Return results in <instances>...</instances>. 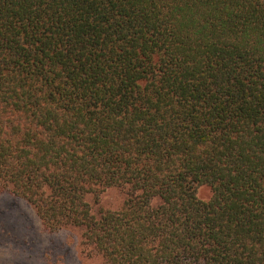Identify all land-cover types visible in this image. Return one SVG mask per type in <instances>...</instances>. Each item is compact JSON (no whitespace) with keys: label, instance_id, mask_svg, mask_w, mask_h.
Wrapping results in <instances>:
<instances>
[{"label":"trees","instance_id":"16d2710c","mask_svg":"<svg viewBox=\"0 0 264 264\" xmlns=\"http://www.w3.org/2000/svg\"><path fill=\"white\" fill-rule=\"evenodd\" d=\"M6 196L100 264H264V0H0Z\"/></svg>","mask_w":264,"mask_h":264},{"label":"rangeland","instance_id":"374dc122","mask_svg":"<svg viewBox=\"0 0 264 264\" xmlns=\"http://www.w3.org/2000/svg\"><path fill=\"white\" fill-rule=\"evenodd\" d=\"M198 195L207 200L210 191L201 188ZM105 200L117 205L119 197L112 193ZM0 264H100V259L87 255L78 232L49 234L28 205L6 196L0 197Z\"/></svg>","mask_w":264,"mask_h":264}]
</instances>
